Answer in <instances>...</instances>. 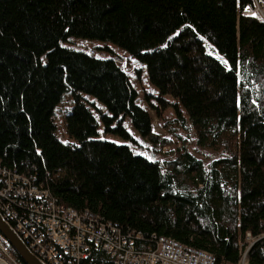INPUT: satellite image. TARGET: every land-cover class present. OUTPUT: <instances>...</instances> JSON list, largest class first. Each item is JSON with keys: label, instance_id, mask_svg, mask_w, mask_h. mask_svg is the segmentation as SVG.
<instances>
[{"label": "trees", "instance_id": "trees-1", "mask_svg": "<svg viewBox=\"0 0 264 264\" xmlns=\"http://www.w3.org/2000/svg\"><path fill=\"white\" fill-rule=\"evenodd\" d=\"M251 8L0 0V166L32 175L63 207L141 234L146 248L165 237L216 264L245 253L264 264V21L243 15ZM75 39L117 46L134 76L107 47L100 57L68 46ZM143 78L160 105L138 102ZM99 124L124 144L101 138ZM90 252L89 264H112Z\"/></svg>", "mask_w": 264, "mask_h": 264}, {"label": "built area", "instance_id": "built-area-1", "mask_svg": "<svg viewBox=\"0 0 264 264\" xmlns=\"http://www.w3.org/2000/svg\"><path fill=\"white\" fill-rule=\"evenodd\" d=\"M243 15L264 21V0H252ZM0 215L43 264H89L91 248L112 264H216L213 255L170 238L151 236L152 247L146 248L141 234L87 210L63 207L32 175L1 166ZM0 264H20L1 235ZM239 264H247L246 253Z\"/></svg>", "mask_w": 264, "mask_h": 264}, {"label": "rangeland", "instance_id": "rangeland-1", "mask_svg": "<svg viewBox=\"0 0 264 264\" xmlns=\"http://www.w3.org/2000/svg\"><path fill=\"white\" fill-rule=\"evenodd\" d=\"M68 46L77 49V50H82L88 52L90 51H95L98 56L100 57H106L107 55L103 53L101 48L107 47L109 50L113 51L115 54L121 56L122 59H120V63L122 66L131 74V76H134V70L135 65L132 64V60H129L128 57L126 56V53L120 50L117 46L113 45L112 43H106V42H94V41H86V40H81V39H75L73 43L69 44ZM95 48H100V49H95ZM206 50L207 52L212 55L215 58H218L220 60H224L219 56V54L209 45H206ZM138 91V102L143 105V106H148V102L150 101L151 103H154L156 105H160L159 101L157 98L159 97V93L157 91V88L149 83V81L146 78H143L141 81V84L137 87ZM147 91L148 97H145V92ZM166 100H172L170 96H165ZM93 100V99H92ZM96 106L100 109L105 110L102 104L96 103ZM98 122L101 123L100 119L98 118ZM126 128L128 129V132L132 135L133 138L138 140V135L137 133L133 130V128L130 127V125H127ZM99 132H100V137L104 138L109 141H115L118 144H124V141H121L120 139L116 138L114 135L110 133H104L103 134V126L99 124ZM153 132L155 134L163 135L164 137L166 136L165 133L161 130L159 123L154 126ZM56 136L58 137L59 140L66 142L68 141V138L65 134V131L60 128V126L57 129ZM169 148H164L163 152L168 151ZM243 258V256H242Z\"/></svg>", "mask_w": 264, "mask_h": 264}, {"label": "water", "instance_id": "water-1", "mask_svg": "<svg viewBox=\"0 0 264 264\" xmlns=\"http://www.w3.org/2000/svg\"><path fill=\"white\" fill-rule=\"evenodd\" d=\"M0 235L16 252L24 264H43L24 245L20 237L0 215Z\"/></svg>", "mask_w": 264, "mask_h": 264}]
</instances>
